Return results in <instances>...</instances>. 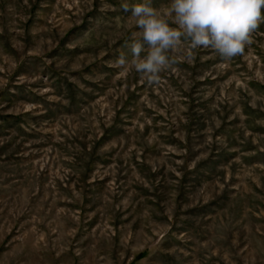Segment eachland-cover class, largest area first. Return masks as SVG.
Listing matches in <instances>:
<instances>
[{"label": "rangeland", "instance_id": "374dc122", "mask_svg": "<svg viewBox=\"0 0 264 264\" xmlns=\"http://www.w3.org/2000/svg\"><path fill=\"white\" fill-rule=\"evenodd\" d=\"M144 2L0 0V264H264V22L150 85Z\"/></svg>", "mask_w": 264, "mask_h": 264}, {"label": "clouds", "instance_id": "9594fccd", "mask_svg": "<svg viewBox=\"0 0 264 264\" xmlns=\"http://www.w3.org/2000/svg\"><path fill=\"white\" fill-rule=\"evenodd\" d=\"M140 39H133L129 48L135 70L147 78L148 84H158L160 73L171 68L175 60L169 53L182 38L190 41L192 49L200 47L215 50L222 58L243 55L245 46L251 44V34L264 22V0H171L168 20L151 7V0L137 3L131 8ZM147 54L141 57L145 51ZM129 61L124 54L117 60L125 66Z\"/></svg>", "mask_w": 264, "mask_h": 264}]
</instances>
